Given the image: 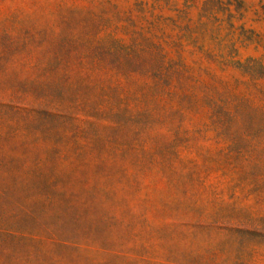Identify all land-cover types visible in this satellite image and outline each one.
I'll return each mask as SVG.
<instances>
[{"label": "rangeland", "instance_id": "rangeland-1", "mask_svg": "<svg viewBox=\"0 0 264 264\" xmlns=\"http://www.w3.org/2000/svg\"><path fill=\"white\" fill-rule=\"evenodd\" d=\"M133 19L172 56L198 25L215 51L264 56V0H0V264H264L252 158L150 73L124 82L140 115L97 85L119 66L98 39Z\"/></svg>", "mask_w": 264, "mask_h": 264}, {"label": "trees", "instance_id": "trees-1", "mask_svg": "<svg viewBox=\"0 0 264 264\" xmlns=\"http://www.w3.org/2000/svg\"><path fill=\"white\" fill-rule=\"evenodd\" d=\"M123 27L122 35L115 36L108 32L109 41L98 39V45L101 47L98 49L103 55L106 53L109 57H114L119 65L107 72L110 77L109 84L101 71L97 85H106L108 92L104 97L106 99L115 97L114 105L128 112L137 109L135 113L137 115L146 113V110L151 112L149 103H145L146 109L136 108L140 100L127 91L124 83L130 78L135 80V75L138 73H150L154 78L168 83L169 91L185 94L190 106L195 108V114L206 113L208 122L203 124L206 130L212 131L223 143H226L227 147H230L231 151L233 150L234 154L244 159L252 158L249 170L263 180L264 56L235 58L238 55L235 43L227 47V44H220V50L215 51L212 48L214 43L207 38L208 30L202 25L189 31L188 41L178 42L179 47L172 56L171 50L163 42L149 35L143 24L137 25L133 19V25H123ZM123 27L119 26L121 29ZM92 43L94 44V41ZM184 46L189 48L187 55L184 54ZM224 47L227 51L230 48L235 54L223 53ZM153 51L159 61L150 67L141 56L149 55ZM199 53L201 57L198 56ZM126 58L134 62H126ZM203 60L206 63H203ZM93 61L101 65L103 59L98 54L93 56ZM195 61L197 64H193ZM228 66L235 68L242 77L229 80L217 72V70L225 71ZM118 72L124 75V80ZM171 76L176 77L175 83ZM175 84H183L184 87ZM51 91L49 96L56 102L62 98L57 87H52ZM44 96L47 97L45 93ZM251 142L253 146L260 147V151L252 153L249 150Z\"/></svg>", "mask_w": 264, "mask_h": 264}]
</instances>
